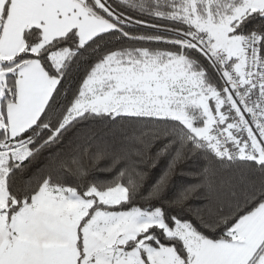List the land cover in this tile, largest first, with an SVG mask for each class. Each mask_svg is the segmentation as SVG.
Listing matches in <instances>:
<instances>
[{"label":"snow or ice","instance_id":"1","mask_svg":"<svg viewBox=\"0 0 264 264\" xmlns=\"http://www.w3.org/2000/svg\"><path fill=\"white\" fill-rule=\"evenodd\" d=\"M0 264H264V0H0Z\"/></svg>","mask_w":264,"mask_h":264}]
</instances>
